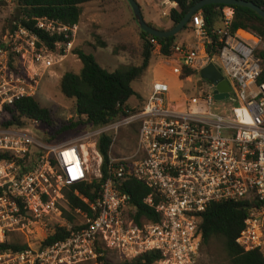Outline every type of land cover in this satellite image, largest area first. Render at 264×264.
<instances>
[{"label":"built area","instance_id":"2783aa9c","mask_svg":"<svg viewBox=\"0 0 264 264\" xmlns=\"http://www.w3.org/2000/svg\"><path fill=\"white\" fill-rule=\"evenodd\" d=\"M222 11V22L212 31L222 43L218 53L206 51L211 39L203 34L197 13L191 29L201 42L193 47L177 43L163 58L176 60L172 72L178 77L183 68L200 77L214 63L235 96L224 100L236 105L216 107L214 85L202 78L206 86L184 93L179 102L169 100L167 82L156 80L135 113L87 126L65 141H47L34 120L27 126L0 125V244L10 243L15 233L26 238L24 249L1 250L0 264H105L109 254L124 261L147 252L160 253L153 264H197L202 213L209 204L226 201L247 204L237 243L245 251L264 252V75L257 55L262 41L246 32L255 42L250 45L233 34V9ZM75 25L36 18L34 28L58 37L50 48L21 20L12 22L0 43V113L33 97L43 75L70 53ZM151 42L158 52L159 43ZM134 123H139L135 145L120 158L109 153L100 196L89 201L75 192L89 208L72 212L79 228L44 244L56 226L67 224L64 190L102 179L100 136L112 135V149L120 129ZM128 179L154 189L144 204L155 210L158 221L134 222L130 212L136 208L122 190Z\"/></svg>","mask_w":264,"mask_h":264},{"label":"trees","instance_id":"16d2710c","mask_svg":"<svg viewBox=\"0 0 264 264\" xmlns=\"http://www.w3.org/2000/svg\"><path fill=\"white\" fill-rule=\"evenodd\" d=\"M14 1L18 15L17 20H21L22 25L37 33L45 45L53 48L58 37H48L44 32L34 28L36 18L46 17L72 26L79 22L83 4L91 1L107 0ZM168 1L176 3V7L171 8L168 13V18L174 26L183 18L190 7L199 0ZM245 1L253 2L264 10V0ZM6 2L7 0H0V8L5 6ZM225 7H231L234 12L230 28L233 34L244 31L261 39L263 47L257 50V55L262 59L264 75V18L248 7L212 3L196 11L195 14L200 13L203 18V34L211 39V43L205 42L206 51L208 54L213 55L218 53V49L222 46V43L218 41V36L212 31L220 26L223 16L222 10ZM132 19L134 20L133 14ZM192 26L193 17L182 31L191 29ZM136 27L141 38L140 54L142 57V62L138 66H123L113 72H109L96 62L92 54L86 53L80 47L73 48L72 53L80 61L81 70L78 74L73 72L64 73L60 79V91L64 97L74 100L77 120L62 127L54 135L72 130L81 125L84 126L83 129L91 125L104 126L135 113L142 106L144 100L134 91L132 83L143 77L155 53L151 39L156 40L160 45L158 55L169 57L172 53V47L177 44V35L168 38H158L141 31L137 24ZM93 40V47L105 46V43L95 34L93 35ZM121 48L124 50H132L131 47L123 46ZM195 75L196 73L194 71L183 68L179 79L185 80L187 77ZM133 96L142 101L140 106L131 107L129 105L128 101ZM5 111L11 115V119L5 125H24L27 120H34L45 124L48 128L55 127L54 118L50 109L40 106L32 96L21 98L12 107H6ZM134 125V128L137 129L136 133L138 134L139 123H135ZM51 138L46 139L49 142L59 141ZM112 142V135L104 134L100 136L97 148L103 158L101 165L102 179H93L91 181L72 184L64 190L63 193L67 201L68 210H64L63 216L67 224L56 226L54 233L48 236L44 244H51L57 240H62L79 228L76 217L72 212L75 209L89 212V208L75 192H78L80 196L88 198L89 201H93L100 196L102 180L107 177L106 171ZM122 190L129 194L130 205L136 208L134 214L130 212L135 223L140 224L144 221H158V214L155 210L144 204V199L148 195L155 194L154 189L137 180L128 179L124 182ZM155 200L158 202V198L155 197ZM246 206L247 204L245 202L226 201L211 203L206 207L201 216L202 242L200 254L203 252L208 253L212 247L221 244L228 256L230 264H264V253L262 251L259 249L245 251L236 241L244 227V220L247 216ZM6 248L20 250L26 248V245L15 243L0 244V251ZM160 256L159 252H147L133 260L113 262L109 258H105L104 263L153 264Z\"/></svg>","mask_w":264,"mask_h":264},{"label":"rangeland","instance_id":"374dc122","mask_svg":"<svg viewBox=\"0 0 264 264\" xmlns=\"http://www.w3.org/2000/svg\"><path fill=\"white\" fill-rule=\"evenodd\" d=\"M167 7V6H166ZM163 6L158 9L161 13ZM18 19L16 4L14 0H7L6 5L0 8V43L3 41L5 35L12 28V22ZM188 30V29H187ZM185 31V30H184ZM181 31L177 34L176 42L179 40V37L185 32ZM238 36L249 43L254 45V40L244 31H239ZM86 35L79 33L78 40L81 42L82 39H85ZM194 39V38H193ZM94 42V40L92 39ZM260 48L263 47V43L260 44ZM258 48V49H260ZM73 48L70 53L62 61L57 63L55 66L51 67L45 75L39 81L37 90L35 91L33 97L39 103L40 106L47 107L50 109L53 118L55 127L48 128L45 124L37 122L34 124V128L37 129L39 135H43L46 138H51L56 131H59L62 127L69 125L72 121H76L77 117L75 114L74 100L64 97L60 91V79L62 75L66 72L79 73L81 70V63L72 53ZM85 51L92 54L96 62L108 71H115L123 66L131 65H140L142 58L133 56L131 53L123 54V58L119 55L112 54L111 48L103 47H85ZM118 54V52H115ZM74 55V56H73ZM177 65L176 62L172 60L164 59L162 56H157L154 54L149 67L147 68L143 77L132 83V87L136 92H139L142 95H145V88H147L152 79L163 80L168 83L170 86H174V92L183 95L184 93L191 94L195 87H205L206 84L198 76H191L189 79L180 80L177 75L172 72V68ZM157 70L156 76H154V70ZM179 85V86H178ZM170 86V89L172 87ZM129 105L131 107H137L142 104L140 99H137L135 96L129 99ZM236 105V102L230 100L218 101L216 107H224L226 105ZM11 119V115L7 111H2L0 113V125L4 127H11L12 125H5ZM135 124V123H134ZM134 124L122 127L117 135L116 142L114 147L111 149L110 154L114 157L120 158L121 156L127 155L130 153L135 145L137 137V129L134 128ZM27 126V122L25 123ZM84 126L74 128L72 130H67L61 132L57 135H54V139L59 141H65L73 136H75ZM51 138V139H53ZM25 237L20 234L10 235V243H15L19 245L25 244ZM264 253V252H263ZM109 260L115 262L114 254H109ZM197 264H230L228 256L222 247L221 244H218L210 252H203L198 258Z\"/></svg>","mask_w":264,"mask_h":264},{"label":"crops","instance_id":"0c3cea01","mask_svg":"<svg viewBox=\"0 0 264 264\" xmlns=\"http://www.w3.org/2000/svg\"><path fill=\"white\" fill-rule=\"evenodd\" d=\"M136 2L140 7L144 20L149 25L161 30L170 29L173 26L172 21L168 18V13L171 8L176 7V3L168 0H136ZM161 6H163V9L160 13L158 9H160ZM82 7L81 17L72 33V48L80 47L84 51L85 47L95 48L92 45L94 44L92 39L95 34L105 43L103 48H111L112 54L119 55L121 58L125 57L123 54L127 53H131L136 57H141V38L136 23L132 19L131 9L126 0L91 1L83 4ZM184 32L185 33L179 37L177 41L178 44L193 47L201 42L200 37L195 35L192 29L185 30ZM79 33L86 35L85 39H82L81 42L78 40ZM123 46L131 47L132 50H124L121 48ZM115 52H118V54ZM154 54L159 56L157 51H155ZM172 61L176 62L175 59ZM156 73L157 70L155 69L153 75L156 76ZM154 81H156V79H152L151 84L144 89L145 95L137 92L143 100L150 94L151 86ZM171 87L172 89H170L168 93L169 100L181 101L182 95L174 92V86Z\"/></svg>","mask_w":264,"mask_h":264},{"label":"water","instance_id":"95a60500","mask_svg":"<svg viewBox=\"0 0 264 264\" xmlns=\"http://www.w3.org/2000/svg\"><path fill=\"white\" fill-rule=\"evenodd\" d=\"M134 17L135 23L143 32L153 35L158 38H168L177 35L189 23L196 11L205 5L212 3H221L225 5H238L248 7L254 10L259 16L264 18V10L253 2L245 0H199L190 7L183 18L170 29L161 30L149 25L143 18L140 7L136 0H126ZM200 78L210 81L214 85V98L217 101H222L227 98L235 99L229 81L223 76L214 63H209L200 71Z\"/></svg>","mask_w":264,"mask_h":264}]
</instances>
